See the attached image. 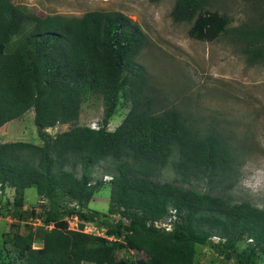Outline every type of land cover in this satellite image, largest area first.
Instances as JSON below:
<instances>
[{
	"label": "trees",
	"instance_id": "1",
	"mask_svg": "<svg viewBox=\"0 0 264 264\" xmlns=\"http://www.w3.org/2000/svg\"><path fill=\"white\" fill-rule=\"evenodd\" d=\"M210 1L176 0L170 16L190 24V38L214 41L227 33L230 22L208 10ZM18 34L23 35L8 50ZM234 34L249 64L264 61V26L239 27ZM144 46L142 32L119 12L41 18L12 0H0V128L32 110L41 141L0 143V191L14 190L15 211H21L29 188L51 205L66 198L78 207L66 214L81 222L70 230L66 220L46 211L42 226L5 240L0 264H194L195 247L209 244L212 236L224 239L219 247L226 258L246 237L249 247L239 264L264 256L263 209L156 180L170 166L182 183L205 176L224 182L233 175L234 158L220 134L201 135L178 110L155 108L137 63ZM91 94L103 101L98 130L74 125ZM122 101L129 111L108 131ZM58 124L73 126L53 138L44 133ZM102 163L111 177L107 215L118 216L117 221L85 211L104 186L92 177ZM171 211L176 218L171 232L149 225ZM95 219L109 239L83 231V223ZM36 242L39 247H33ZM127 246H136L143 256L120 257Z\"/></svg>",
	"mask_w": 264,
	"mask_h": 264
},
{
	"label": "rangeland",
	"instance_id": "2",
	"mask_svg": "<svg viewBox=\"0 0 264 264\" xmlns=\"http://www.w3.org/2000/svg\"><path fill=\"white\" fill-rule=\"evenodd\" d=\"M175 1L12 0V3L41 18L56 15L79 18L88 12L101 11L119 12L130 19L145 39L137 63L144 68L148 92L154 98L155 108L178 110L201 135L208 132L220 134L229 143L234 158L231 167L233 175L224 182L205 176L190 177L189 181L182 183L170 166L156 180L218 196L230 203H248L264 210V61L249 64L242 43L236 40L234 34L239 27L264 26V1L211 0L208 10L218 12L230 22L227 33L211 42L190 38V24L173 22L170 13ZM22 35L14 37L7 49L12 50ZM128 111L129 104L122 101L106 129L114 131ZM33 116L30 110L18 121L0 130V143L19 141L40 145ZM102 119V98L91 94L82 102L78 121L74 125L89 128L95 123L101 128ZM72 126L58 124L44 133L53 138ZM106 166L107 163H102L93 170V182L101 179L104 186L92 196L85 211L107 215L110 188L104 176L110 174ZM77 172L79 174V167ZM14 197L13 189L0 191V252H3L5 240L14 235L24 236L29 230L42 226L46 211L55 212L66 220L68 229H79L80 220L76 216H68L65 211L77 209L75 202L63 198L57 199L56 205H51L40 198L34 188H29L24 192L21 211H15L12 204ZM118 219L116 215H107L108 221ZM98 222L99 219H95L92 223H83V231L109 239ZM212 237L209 244L195 247L194 264H239L243 260L250 243L246 237L238 240L232 252H227L229 258L219 247L224 239ZM39 246L38 242L33 244V247ZM138 253L136 246H127L120 252V257L140 259L143 254ZM2 257L0 253V260ZM251 263L264 264V256L258 255Z\"/></svg>",
	"mask_w": 264,
	"mask_h": 264
},
{
	"label": "built area",
	"instance_id": "3",
	"mask_svg": "<svg viewBox=\"0 0 264 264\" xmlns=\"http://www.w3.org/2000/svg\"><path fill=\"white\" fill-rule=\"evenodd\" d=\"M89 129L91 130H98L99 127L96 126L95 123L91 124V126H89ZM111 180V177L110 176H104V181L105 182H109ZM175 211H171V216L163 219V220H157V221H153L151 223H149V225H151L155 230L157 231H161L163 233H169L172 231V223L175 221V214H174ZM213 239H216V240H220L219 237H212Z\"/></svg>",
	"mask_w": 264,
	"mask_h": 264
},
{
	"label": "crops",
	"instance_id": "4",
	"mask_svg": "<svg viewBox=\"0 0 264 264\" xmlns=\"http://www.w3.org/2000/svg\"><path fill=\"white\" fill-rule=\"evenodd\" d=\"M15 121H18V119L17 120H15ZM15 121H12V122H9V123H7L6 125H4L2 128H0V130H2L5 126H7V125H9V124H11V123H13V122H15Z\"/></svg>",
	"mask_w": 264,
	"mask_h": 264
}]
</instances>
